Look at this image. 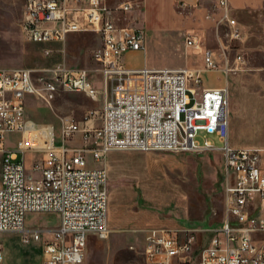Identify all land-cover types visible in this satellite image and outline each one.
<instances>
[{
    "label": "built area",
    "instance_id": "2783aa9c",
    "mask_svg": "<svg viewBox=\"0 0 264 264\" xmlns=\"http://www.w3.org/2000/svg\"><path fill=\"white\" fill-rule=\"evenodd\" d=\"M215 4L213 35L219 58L201 34L187 29L183 47L199 56L197 66L133 68L123 64L121 55L143 48V29L114 23L101 0L73 7L65 0H23L20 25L27 40L63 43L67 33L77 31H92L99 38L91 51L93 69L69 67L62 59L38 69L0 67V232L19 231L23 243L38 241L39 264H82L85 234L106 237L101 157L110 149L220 152V222L198 229H149L139 250L141 264H264V149L231 147L227 141L226 75L242 69L244 61L239 52L229 60L225 49L242 31L228 0ZM130 7V2L120 1L113 9ZM219 19H226V26H219ZM215 70L221 72V84L202 85L201 73ZM91 71L98 74V86ZM65 89L89 92L99 104L80 119L59 115L60 143L50 141L26 169L24 151L31 146L23 142L24 97L49 103L57 90ZM198 130L213 133L219 144L206 136L197 142ZM7 131L21 133L13 147L4 145ZM75 132L80 133V145L66 147L63 142ZM86 153L98 164L87 166ZM27 212L55 213L57 221L50 227L26 226ZM196 231L207 237L196 238ZM251 233L261 235L260 245ZM2 258L0 245V264Z\"/></svg>",
    "mask_w": 264,
    "mask_h": 264
},
{
    "label": "rangeland",
    "instance_id": "374dc122",
    "mask_svg": "<svg viewBox=\"0 0 264 264\" xmlns=\"http://www.w3.org/2000/svg\"><path fill=\"white\" fill-rule=\"evenodd\" d=\"M23 0H0V66H39L51 61L62 59L70 66H83L92 68L93 62L90 58V51L96 45L97 40L93 32H74L67 35L63 43L62 54H57L54 50L50 56L44 57L40 53L39 45L28 41L21 29L20 16ZM153 3V5H152ZM148 2L143 5L140 2L137 8L140 11L139 18L130 20V23L141 27L145 31V49L144 52H134L125 54L122 57V62L125 66L141 65L143 66V58L148 67H178L183 65L199 64L197 54H193L191 49H184L182 45L181 26L170 23L169 12L167 6L155 5L154 2ZM157 3V2H156ZM165 4V3H163ZM177 9L181 7L177 6ZM242 35V33H241ZM202 42L214 48L216 56L219 58L220 48L217 46L213 33L201 34ZM225 39L224 37L222 38ZM229 46L225 49L228 59L230 60L234 53L239 52L242 55V69L229 72L228 75L242 73L248 79L239 82L237 91L241 98H238L234 93V87L228 79V122L233 125L235 135L238 140H245L243 132L250 125V115L256 116L252 110L245 112L244 109L252 107H264V104L257 106L259 98L264 100V68H263V52L260 50L245 52L240 46L239 40L228 41ZM56 46V45H55ZM61 46V47H62ZM193 54H191V53ZM202 85H214L221 83L223 78L216 71L202 72ZM93 84L98 86L97 81ZM260 100L261 102L263 100ZM98 106V101H92L88 97L79 92H70L59 90L58 93L50 99L49 103L40 98L30 96L26 103V115L34 119L35 128L39 129L36 135L31 132L29 126L23 131V142L33 146L34 148H44L49 145L52 135L53 124L54 145L60 143L57 133V125L59 124L57 116L69 113L73 118H81L89 108ZM251 113V114H250ZM233 119H232V118ZM241 128V129H240ZM256 131V128L252 129ZM260 136L264 139V130ZM203 136L213 145H218L219 142L213 133H204L198 130L195 135V140L201 142ZM18 133L5 135L4 145L13 147ZM66 147H77L78 143L71 136L64 142ZM159 154L158 160L165 166H171L175 162V158L183 160L187 164V169L183 171H175L170 174L173 182L180 183L188 196L192 198V208L189 211V216L193 217L194 211L198 209V202L202 203V210L205 215L203 225H216L221 216V193L219 189V169L220 157L218 152L205 151L188 152V151H170V150H153ZM20 152L17 153V159L20 158ZM40 152L33 153L31 151L24 153V165L26 169L31 167L32 162L39 159ZM35 157V158H34ZM161 157H163L161 159ZM192 161H198V164L208 163L211 167L210 176H205L201 171H194ZM96 165L98 162H94ZM205 181L207 184H205ZM205 184V187H204ZM179 218V217H178ZM174 219L176 224L191 226L200 222L198 218H190L189 222ZM208 221H207V220ZM193 220V221H192ZM56 221V215L51 212H27L24 215L25 225H43L50 227ZM197 222V223H196ZM195 236L207 237V233L198 234ZM258 233H251V240L260 245ZM133 244V243H132ZM0 245L3 252L2 264H39L40 244L38 242L23 243L20 239L19 231L9 230L0 232ZM137 245L133 244L132 249L124 248L112 249L107 253L102 250V240H91L87 243V258L89 264H100L102 254H109L110 263L112 264H136L139 255L136 252Z\"/></svg>",
    "mask_w": 264,
    "mask_h": 264
},
{
    "label": "crops",
    "instance_id": "0c3cea01",
    "mask_svg": "<svg viewBox=\"0 0 264 264\" xmlns=\"http://www.w3.org/2000/svg\"><path fill=\"white\" fill-rule=\"evenodd\" d=\"M65 1L66 4L71 7L84 5L86 3V0H65ZM120 1L130 2L131 7L125 11L113 9V7ZM140 2H142L143 5H145L148 2L151 3L154 2L155 5H159V7L160 6L164 7L166 5L169 12L170 23L181 26V29H183L181 30L182 37L184 31L187 29H192L196 31L198 34L205 33L209 35L213 33L214 19L218 14V8L215 4V0H101V3L106 5V7L110 8V16L114 21V23L118 25H125L128 27H139L131 24L130 20L134 21L135 18H139L140 11L137 8L139 7ZM228 4H229V12L231 16L234 17L236 23L238 24V26L241 28L242 31V35L240 37L241 48L245 52L248 51L253 52L256 50H260L263 52L264 51V0H228ZM177 6L181 7V9H177ZM21 14H22V10H21ZM219 26H225V25L224 23H220ZM145 31L147 32V28H145V30L143 29L144 32L143 48L137 50H126L124 53H122L121 59L122 57L125 56V54H131L139 51H142V53L144 52ZM77 32H84V31H77ZM70 33H74V32L67 33L65 35V38ZM94 35L96 37L97 43L95 46L91 48V51L93 50V48L99 45V38L95 33ZM33 43L39 45V49H40L39 51L41 55L44 57L50 56L53 50L58 55L62 54L60 51L62 45H60V43L57 42H43V43L33 42ZM182 45H183V38H182ZM43 48L48 49L47 54L43 53ZM211 49L214 51V48ZM91 51L89 56L93 62V67L88 69H93L96 65V63L93 61L91 57ZM191 52L193 53L192 50ZM58 60L60 59L35 67L34 66H9V67H31L34 69H38L40 67L52 65ZM65 65L69 67H83V66H70L66 63ZM142 65L146 66L144 58ZM183 66H188V65H183ZM190 66H197V64ZM0 67H6V66H0ZM127 67L136 68V67H141V65L140 66L130 65ZM215 71L221 74L220 71L218 70ZM90 73H91L92 83L94 81H97L98 83V74H96L94 71H91ZM227 76H229L231 84L234 87L235 95L238 98H241L239 94L240 91H237V88L239 87V82L241 80L243 81L244 79H248V78L244 76L242 73H237L235 75L227 74L226 75L227 86H228ZM251 78L248 80H251ZM220 84L221 83L214 85H206V86H217ZM70 92H78V91H70ZM29 98L30 95H26L24 97V118L26 120V126H29L31 132L36 135L37 133H39V129L35 128L34 126L36 124L35 123L36 121L26 115V103ZM261 99L262 98H259L258 101L256 102L257 106L258 104L259 105L264 104V100L262 99L263 101L261 102L260 101ZM227 104H228V92H227ZM227 110H228V106H227ZM250 110H252L254 113L256 112V116L254 118V116H252V114L250 113L251 114L250 125L243 132L245 140H241V141L237 139L233 129V125H230L228 122V115H227V141L229 146L256 147V148L264 149V139L260 137L262 136L261 134L264 130V107L258 106L254 108L252 107V109L245 107L244 109L245 112L247 111L250 112ZM63 115L69 116V113ZM74 119H80V118H74ZM44 123H49L51 125L52 135L50 139L52 143L55 144L53 138L54 136L53 124L51 122H44ZM254 128H256V131H252V129ZM14 132L18 133V137L16 138V140H18L21 136V133L18 131H7L5 135ZM57 133L59 135V124L57 125ZM5 135H4V139H5ZM73 137L79 146L81 143L80 133L75 132L73 134ZM29 151L33 153L40 152L41 155L39 156V159L43 154L42 148L39 147L34 148L33 146H31L30 148H27L24 151V153ZM205 151L206 150L200 151L201 153L199 154L202 155V153H204ZM213 151L218 152V155L220 157V152L218 150H213ZM158 157L159 154L153 152V150H139V149H110L103 154V156L101 157V162L105 167V174H106L105 223L108 231L106 237L103 238L97 237V235L92 232H87L85 234L84 259L82 264H89L87 258V243L91 240H102V250L104 251V253H107L112 249L124 248L125 246L128 249H130L129 246L136 244L137 245L136 252L139 255V250L142 247L144 236L146 232L151 228H165L169 230H176V229H198V228H204L210 226V225L202 224L205 220L204 219L205 215L202 210L201 201L198 202V209L194 211L195 216L193 217L189 216L188 213L189 211L191 212V208H192L191 206L192 198L188 196L187 191H185L184 187L180 183L173 182L170 177V174L172 172L183 171L187 169L188 167L187 164L183 162V160L178 161L177 160L178 158L174 157L175 162L171 166L167 167L163 165L162 162L157 161ZM162 158L163 157H161V159ZM85 160L87 166H94L96 165L94 162H97L93 160L88 153L85 154ZM192 166L194 168V171L196 170L201 171V173L205 176H210L212 174L210 172L211 167L209 166L208 163L204 162L199 165L198 161H192ZM221 170L222 169L220 166L218 172H219V176H221L219 182V189L221 193V215H222L223 182H222ZM205 184H207L206 181ZM178 217L181 218L183 223H185V221H187L188 223L190 218H195V219L198 218L200 222L199 223L196 222L197 224H192L191 226L179 225L176 224L174 221V219ZM220 220H221V216L218 223L220 222ZM56 221H57V216H56ZM56 221L54 222V224L56 223ZM26 226H30V225H26ZM195 234L196 235L203 234V232L196 231ZM196 238H200V237L196 236ZM29 242H33V241H29ZM34 242H38V241H34ZM104 253L100 258L101 259L100 264H112L110 263L109 254H104ZM40 256L41 254H39V263H40ZM136 264H141L139 258Z\"/></svg>",
    "mask_w": 264,
    "mask_h": 264
},
{
    "label": "bare ground",
    "instance_id": "6f19581e",
    "mask_svg": "<svg viewBox=\"0 0 264 264\" xmlns=\"http://www.w3.org/2000/svg\"><path fill=\"white\" fill-rule=\"evenodd\" d=\"M220 23H224V25L226 26V19H219V25H220ZM62 91H75V90H73V89H65V90H62ZM57 92H59V90H57ZM81 93H83L86 97H88L91 100V95H90L89 92H81ZM24 130H25V128H24Z\"/></svg>",
    "mask_w": 264,
    "mask_h": 264
}]
</instances>
